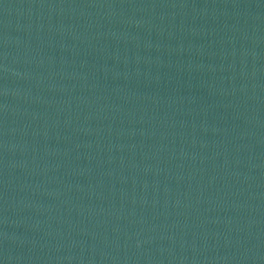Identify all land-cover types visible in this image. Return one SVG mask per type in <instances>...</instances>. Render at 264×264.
Wrapping results in <instances>:
<instances>
[{
	"label": "water",
	"instance_id": "obj_1",
	"mask_svg": "<svg viewBox=\"0 0 264 264\" xmlns=\"http://www.w3.org/2000/svg\"><path fill=\"white\" fill-rule=\"evenodd\" d=\"M0 264H264V0H0Z\"/></svg>",
	"mask_w": 264,
	"mask_h": 264
}]
</instances>
